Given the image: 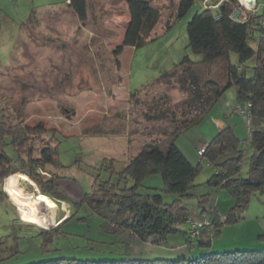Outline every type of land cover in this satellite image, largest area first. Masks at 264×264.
<instances>
[{"label":"rangeland","instance_id":"374dc122","mask_svg":"<svg viewBox=\"0 0 264 264\" xmlns=\"http://www.w3.org/2000/svg\"><path fill=\"white\" fill-rule=\"evenodd\" d=\"M231 1L199 0L164 32L165 22L175 14L180 0H151L161 15L156 28L158 36L138 48L125 46L116 54L114 51L123 45L130 19L125 0H88L85 22L67 7L65 0H0V113L5 114L9 125L20 120L31 126L42 122L50 130L60 132L57 145L64 166L57 171L56 186L57 196L63 201L51 200L49 226L24 220L17 202L5 188L10 175L0 180V264H31L63 257L97 261L197 259L217 253L250 254L253 260L264 264L263 193L253 194L247 209L239 212L241 220L225 224L210 246L194 242L192 247L187 245L189 235L182 231L168 235L162 243L142 241L117 227L114 205L93 209L89 200H84L95 192L97 184L108 180L118 183L117 173L146 144L168 146L174 126L188 112L194 114L198 110V104L183 106L188 93L176 80H156L185 56L201 59L188 47L187 34V23L200 6L216 8ZM237 2L234 15L239 21L256 11L264 15V0L260 5L256 2L252 9ZM255 36L252 45L258 49L261 32ZM231 60L238 62L236 53H231ZM223 62L201 67L204 76L224 79ZM255 62L256 57L244 66L253 67ZM135 90L139 91L133 94ZM245 106L238 101L235 87H230L201 122L182 132L175 141L192 163L202 161L195 181L198 187L193 195L181 198L195 222L207 218L203 207L209 211L216 206L222 215L234 204L227 189L206 184L215 168L198 155V150L219 133L220 123L223 129L231 127L238 137L244 149L241 175H247L254 151L250 135L254 124L248 125L246 113H241ZM5 142L0 143V152L3 146L14 158L16 153L9 139ZM46 142L47 139L43 142L38 138L35 155ZM19 186V202L35 201L40 192L37 184L25 188L19 180ZM163 187L162 176L156 174L144 181L140 192L160 194L169 203L177 198L165 193ZM205 194L209 203L201 207ZM65 220L61 228L64 233L54 235L48 245H44L45 237L40 231L28 226L29 223L51 231ZM189 227V223L182 224L184 230Z\"/></svg>","mask_w":264,"mask_h":264},{"label":"trees","instance_id":"16d2710c","mask_svg":"<svg viewBox=\"0 0 264 264\" xmlns=\"http://www.w3.org/2000/svg\"><path fill=\"white\" fill-rule=\"evenodd\" d=\"M125 1L129 7L130 19L125 29L123 45L114 51L116 54L121 53L125 46L138 48L156 39L158 36L156 28L161 21L160 11L151 5V0ZM197 1L199 0H180L175 14L165 22L164 32L172 28L177 20L186 16ZM256 2L260 5L262 0ZM65 3L81 21L85 22L88 19V0H65ZM236 7H239L237 0L221 3L216 8L200 6L187 23V34L188 47L194 53L201 55V59L195 61L185 56L173 69L164 71L156 80L158 82L176 80L179 87L188 93L183 106L190 108L198 104V110L194 114L188 112L174 126L168 146L163 147L158 142L146 144L117 173L118 183L103 181L97 184L91 196L84 198L86 201L89 200L93 209L114 205L117 227L130 231L133 237L142 241L162 243L168 235L182 231L189 235L188 247L194 246V242L200 246H210L212 238L222 233L225 224L237 223L241 220L239 212L247 209L253 194H264V48L262 47L264 15L256 11L239 21L234 15ZM258 31L262 36L257 39L261 45L256 49L252 42L256 40L255 34ZM231 53L237 54L238 62L234 63L231 60ZM254 57H256L255 65L250 68L245 67L244 64ZM218 60H224L222 68L224 79L204 76L201 67L210 66ZM230 87H235L239 102L251 104L254 128L250 135L254 151L249 161L247 175L242 176L244 149L231 127L222 129L207 143L204 157L200 159H205L215 168V172L206 184L227 189L233 197L234 204L227 213L221 215L216 206L211 207L209 211L203 207L209 203L208 194L203 195L200 205L203 207V213L208 214L207 219L210 224H203L199 234L191 237L188 232L190 227L186 230L182 228V224L190 220V210L183 206L181 198L193 195L198 187L195 181L201 171L202 161L196 165L192 163L175 141L182 132L201 122ZM138 91L135 90L133 94ZM154 117L161 116L154 115ZM5 118V114L0 113V143L6 144L5 140L9 139V144L16 155L12 158L2 146L0 180L16 172H22L38 185L40 193L48 196L50 201L62 200L56 193L59 178L57 171L64 167L59 158L57 145V136L60 132L50 130L42 122L31 126L20 120L9 125ZM38 138L43 142L47 139V142L43 143V147H39V153L35 155L38 150ZM233 151L239 154L238 158L229 160L220 167L215 166V161L221 155ZM156 174L162 176L164 192L177 196L172 202H166L157 193L140 192L144 181ZM129 182H132L131 186L128 185ZM67 220L51 231L29 223L28 226L40 231L45 237L44 245H48L53 241L54 235L64 233L61 228ZM31 264H260V262L253 260L250 254L217 253L197 259L97 261L63 257Z\"/></svg>","mask_w":264,"mask_h":264},{"label":"bare ground","instance_id":"6f19581e","mask_svg":"<svg viewBox=\"0 0 264 264\" xmlns=\"http://www.w3.org/2000/svg\"><path fill=\"white\" fill-rule=\"evenodd\" d=\"M245 8L252 9L255 6L256 0H238ZM21 178L27 180L35 187L31 178L23 173H14L8 176L6 180L5 188L10 192L12 199L17 202V209L19 215L26 221L35 223L37 225L49 226L52 217L53 204L49 197L38 192V196L35 197V201L29 203L19 202L21 189L19 186V180Z\"/></svg>","mask_w":264,"mask_h":264},{"label":"built area","instance_id":"2783aa9c","mask_svg":"<svg viewBox=\"0 0 264 264\" xmlns=\"http://www.w3.org/2000/svg\"><path fill=\"white\" fill-rule=\"evenodd\" d=\"M241 113H246L247 116V124L250 125V123L252 122V114H251V104L250 103H246L245 106V110L241 109ZM206 147L207 144L205 146H202L199 150H198V155L200 157H204V154L206 152ZM189 225H190V229H189V234L191 237H195L197 234H199V229L202 227L203 224L209 225L210 221L209 219H205L202 222H195L193 220H189L188 221Z\"/></svg>","mask_w":264,"mask_h":264},{"label":"water","instance_id":"95a60500","mask_svg":"<svg viewBox=\"0 0 264 264\" xmlns=\"http://www.w3.org/2000/svg\"><path fill=\"white\" fill-rule=\"evenodd\" d=\"M239 157V154H237L236 152H227V153H225V154H223V155H221L216 161H215V166H217V167H220V166H222L223 164H225L227 161H229V160H233V159H235V158H238ZM38 171H40V170H38ZM21 183L23 184V186L25 187V188H27L28 187V184H31L30 182H28L27 180H25V179H23V178H21ZM31 185H33V184H31ZM37 191V190H36Z\"/></svg>","mask_w":264,"mask_h":264},{"label":"crops","instance_id":"0c3cea01","mask_svg":"<svg viewBox=\"0 0 264 264\" xmlns=\"http://www.w3.org/2000/svg\"><path fill=\"white\" fill-rule=\"evenodd\" d=\"M220 126H221V127H220ZM219 128L223 129L221 123L219 124ZM221 129H220V131H221ZM220 214H221V213H220Z\"/></svg>","mask_w":264,"mask_h":264}]
</instances>
